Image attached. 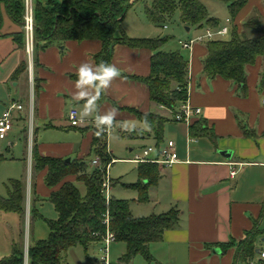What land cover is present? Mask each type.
Instances as JSON below:
<instances>
[{
	"label": "crops",
	"instance_id": "0c3cea01",
	"mask_svg": "<svg viewBox=\"0 0 264 264\" xmlns=\"http://www.w3.org/2000/svg\"><path fill=\"white\" fill-rule=\"evenodd\" d=\"M35 2L33 0L34 5ZM254 10L264 15V0H248L238 14H241L240 20L244 22ZM0 18V116L13 103L24 106L23 110L15 111L14 127L1 144L2 160L8 158L6 151H13V159L28 156L33 168L32 150L36 143L42 155L71 160L89 157L94 124L89 120L74 127L68 115L71 109L80 112L84 103L73 100L77 68L86 60L96 63L94 55L101 51L102 42L98 39L55 42L36 52L38 61L37 64L33 61L31 69L26 42L25 47H20L15 38L24 31L23 24L12 18L4 2L0 4ZM235 23L238 24L236 20ZM186 29L190 32L191 26ZM184 49L190 61V102L202 109L198 117L206 119L208 133L192 136L190 125L176 121L172 109L151 100L146 84L126 76L150 74L152 51L147 48L115 46L111 64L120 69L121 76L98 101L99 110L103 113L115 107L119 110L117 121L135 124L140 120L129 110L132 108L169 119L159 145L150 127H137L145 129L141 136L153 141L146 147H159L174 140L180 157V161L171 166L159 165L161 176L150 188L149 203L142 210L146 215L165 213L173 207L180 210L179 224L166 230L162 241L150 244L153 262L159 263L160 251H166L176 264H233L234 248L224 253L215 251L219 247L213 245L231 238L242 240L256 223L264 228V90L260 88L264 57H258L253 65L247 66L248 93L242 95L232 81L204 73L203 63L208 54L205 43ZM23 62L28 63L27 71L16 75ZM35 79H38L37 89ZM182 103L177 104L176 110ZM242 123L253 130V136L244 133ZM49 130H73L74 135L63 141L49 140L44 136ZM192 137L194 140L190 141ZM5 142L8 143L6 150ZM22 142L26 143V149L19 148ZM225 152L232 156L227 157ZM151 156L156 158L158 153L153 152ZM134 157L126 160L133 162ZM230 163L236 165L232 167ZM233 168L237 171L234 177L231 176ZM46 173L47 168L38 174L40 189L36 190L40 200L48 198L61 185L49 188L45 183ZM66 180L74 182L77 177ZM131 209L133 211L132 206ZM121 249L122 254L126 252Z\"/></svg>",
	"mask_w": 264,
	"mask_h": 264
},
{
	"label": "trees",
	"instance_id": "16d2710c",
	"mask_svg": "<svg viewBox=\"0 0 264 264\" xmlns=\"http://www.w3.org/2000/svg\"><path fill=\"white\" fill-rule=\"evenodd\" d=\"M224 1L229 3L230 31L225 36L203 42L208 50L203 71L209 77L221 76L232 81L238 85L242 95H247V66L253 65L258 57H264V15L254 10L242 27H239L235 20L248 0ZM2 2L6 4L12 18L23 24L25 0H0V4ZM133 5L131 0H36L34 61L37 64V51L46 49L55 42L68 40L79 42L100 40L102 49L94 55L96 63L101 61L111 63L117 44L150 49L152 51L150 74L126 76L146 84L151 100L159 106L172 109L175 115L177 104L184 102L188 96L189 57L181 50H163V46L170 40L168 36H129L123 29L122 22L127 10ZM178 9L186 26L203 27L204 22L214 30L221 26L217 18L209 16L208 8L201 0H152L145 11L151 22L162 24L166 16ZM118 31L121 35L116 36ZM15 38L20 47H25L24 31L16 34ZM27 69L28 63L23 62L16 75ZM35 82L37 89L38 79H35ZM260 88L264 90V67ZM129 110L142 122L143 117L147 116L157 145L161 144L163 128L169 120L168 117L133 108ZM241 125L246 135H254L253 130L243 123ZM190 132L195 137L208 133L206 119L202 117L193 119ZM140 134L141 132H133L129 135ZM91 146L90 156L94 154L99 157L104 167L113 162L114 157L109 152L106 131L103 136L97 137L94 128ZM32 157L34 172L39 173L47 168L45 183L49 188L61 185L48 197L53 202L58 217L53 220L46 219L50 227L47 238L36 240L29 245L28 264H68L66 253L69 248L82 245L88 249L93 242H103L107 232L103 219L107 211L110 212V230L115 241L125 242L127 246L120 259L130 263L136 256L141 255L149 263L154 260L150 244L162 241L166 230L175 228L180 222V210L177 207L161 214L135 217L131 212V200L111 196L108 203L102 194L104 171L100 167H95L93 171L87 172V158H76L68 162L63 157L42 155L37 143L33 146ZM3 158L0 155V160ZM138 172L140 180L127 186L140 191V201L148 200L150 188L157 184L161 176L159 165L152 162L138 163ZM71 176H76L77 180L85 183V194H82L73 181L66 180ZM25 201L26 189L23 182L12 179L8 196H0V210L23 215ZM31 214L40 215L36 201L31 204ZM263 237L264 228H260L256 223L242 240L231 238L228 242L216 243L213 246L219 247L224 253L234 248L233 264H244L257 255L258 243ZM0 264H26L23 246L14 243L12 254L0 258Z\"/></svg>",
	"mask_w": 264,
	"mask_h": 264
},
{
	"label": "rangeland",
	"instance_id": "374dc122",
	"mask_svg": "<svg viewBox=\"0 0 264 264\" xmlns=\"http://www.w3.org/2000/svg\"><path fill=\"white\" fill-rule=\"evenodd\" d=\"M201 1L207 6L210 17L217 18L221 26L227 25L231 27V24L227 23V19L231 18L228 2L224 0ZM131 2H133L134 5L126 12V16L122 22L123 29L130 36L170 37L168 43L162 48L165 51L181 50L185 52L180 42L187 41L190 37H195L198 34H203L208 28L207 23L204 22L203 27L191 26V31L188 32L186 25L181 20V12L179 9L173 14L166 16L162 24L153 23L148 19L145 11L146 6H149L152 0H131ZM240 16L241 14L236 18V22L239 25L244 23L240 20ZM120 34L121 32L118 31L116 36ZM127 122L130 125L134 123L133 121H131V123L130 121ZM136 126L146 127L140 121L137 122ZM72 131L73 130H49L44 133V136L49 140L63 141L67 140L69 135H74ZM124 132L125 131H122L119 126H116L109 129L108 133L109 151L117 158L111 164L109 170L110 178L114 181L111 195L118 199L131 200V206L133 208L131 212L134 213L135 217L149 216L146 215V213H142V210L148 205L149 199L140 201V191L127 186L137 183L140 180V176L138 172V163L127 161L126 158H132L136 154L142 153L146 146L153 144V141L141 135L131 136L129 133L124 134ZM3 142V140H0V147ZM7 142H5V150L8 146ZM19 148L21 150L26 149V143L22 142ZM12 152L13 151H6L5 155L8 158L6 160H0V196H8V188L10 187L12 179L22 181L26 189L25 211L22 215L16 212H5L0 210V258L12 254L14 243H19L26 251L29 245L36 240L47 238L50 234V227L46 219L53 220L58 217V212L53 202L45 197H42L40 200V196L36 194V188L40 189V181L38 180L39 173L34 172L29 157H22L21 155L19 159H13ZM72 156L75 157L76 155L74 154ZM94 158V154L87 157V172H91L95 168L92 162ZM74 183L82 194L86 193V186L83 181L75 180ZM35 201L40 212V215L37 216L31 214V204ZM122 247L126 251V243L122 241H116L110 246L111 264H148L141 255L137 256V258L135 260L133 259L130 263L122 261L120 259L124 254H122L121 251ZM259 247H262L261 243H258V248ZM104 256V243L93 242L88 249L82 245L69 248L66 253V260L68 264H106L104 262ZM168 256L166 251H160V262L156 263L152 261V264H176V262H173L169 258L170 256ZM181 260L182 257L180 258V261Z\"/></svg>",
	"mask_w": 264,
	"mask_h": 264
},
{
	"label": "built area",
	"instance_id": "2783aa9c",
	"mask_svg": "<svg viewBox=\"0 0 264 264\" xmlns=\"http://www.w3.org/2000/svg\"><path fill=\"white\" fill-rule=\"evenodd\" d=\"M227 23L231 24V19H227ZM23 30L25 34L26 42V51L30 59V68H33L34 53H35V15H34V4L33 0H25V12L23 17ZM230 26L222 25L217 30L212 28L207 29L203 34L196 36L188 41H181V45L184 48L192 49L196 43L204 42L207 39H213L219 36H225L229 33ZM264 103V96L262 98ZM24 109V106L19 103H13L10 105L0 116V139H7L9 132L14 127V113L15 111H21ZM202 113L200 107H194L190 102V95L188 90V96L186 100L182 103L180 109L174 115V118L178 122H185L188 125H191L193 119L198 117ZM69 121L72 126H80L85 122H80L79 112L77 109H71L69 112ZM109 133V130H106ZM194 137L190 138V141L194 140ZM153 152L158 153V157L153 158L151 154ZM115 160H113L114 162ZM135 163L143 162H152L157 163L160 166H171L180 161V157L177 151V144L174 140H169L163 146H150L143 149V152L139 155H136L133 159ZM93 164L95 167H100L104 171V181L102 184V194L105 196L106 201L109 203L111 199V189L113 187V180L110 178L109 170L110 166L113 163L108 164L106 167L102 165L101 159L95 157L93 159ZM231 166H235V163H230ZM237 174L235 168L232 169L231 176L234 177ZM110 212L107 211L104 214L103 223L107 227V232L104 237V262L110 264L109 260V251L111 244L115 241L113 232L110 230ZM262 247L257 248L258 252L254 258L248 259L244 264H264V238L262 239Z\"/></svg>",
	"mask_w": 264,
	"mask_h": 264
},
{
	"label": "clouds",
	"instance_id": "9594fccd",
	"mask_svg": "<svg viewBox=\"0 0 264 264\" xmlns=\"http://www.w3.org/2000/svg\"><path fill=\"white\" fill-rule=\"evenodd\" d=\"M76 75L73 100L84 102L79 112V120L82 123L91 120L97 137L103 136L106 130L116 126L129 134L145 130L144 128L138 129L135 123L130 125L126 121H117L119 110L115 107L103 113L99 110L98 101L102 95L107 93L113 81L121 76V71L116 65L105 61L94 63L86 60L79 64ZM143 124L150 127L147 116L143 117Z\"/></svg>",
	"mask_w": 264,
	"mask_h": 264
},
{
	"label": "water",
	"instance_id": "95a60500",
	"mask_svg": "<svg viewBox=\"0 0 264 264\" xmlns=\"http://www.w3.org/2000/svg\"><path fill=\"white\" fill-rule=\"evenodd\" d=\"M224 155H226L227 157L230 158L232 156V153L225 152ZM66 160L69 162V161H71V158H67ZM28 249L25 251V253H26V264H28ZM215 251L221 252V249L220 248H217V249H215ZM256 252H258V249H257Z\"/></svg>",
	"mask_w": 264,
	"mask_h": 264
}]
</instances>
